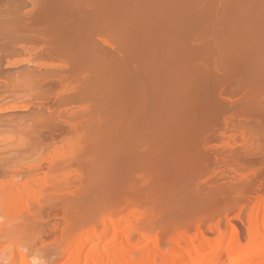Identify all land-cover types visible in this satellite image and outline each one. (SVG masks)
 <instances>
[{
  "label": "rangeland",
  "instance_id": "1",
  "mask_svg": "<svg viewBox=\"0 0 264 264\" xmlns=\"http://www.w3.org/2000/svg\"><path fill=\"white\" fill-rule=\"evenodd\" d=\"M18 1L0 57L33 76L0 79V201L23 186L36 203L2 219L30 232L5 228L0 264L13 247L63 264L51 227L103 231L109 213L154 214L162 251L171 231L212 238L215 217L245 241L264 202V0Z\"/></svg>",
  "mask_w": 264,
  "mask_h": 264
},
{
  "label": "bare ground",
  "instance_id": "2",
  "mask_svg": "<svg viewBox=\"0 0 264 264\" xmlns=\"http://www.w3.org/2000/svg\"><path fill=\"white\" fill-rule=\"evenodd\" d=\"M19 5H20V1H18V0H2V4L0 5V40L8 39V38L12 37V32H9V25L15 23V22H8L6 20L1 19L2 15H3V12H5L2 9L9 10L7 12H13L16 9V6H19ZM254 26L259 27V25H253V35L255 34ZM258 35H260V33ZM12 66L7 61L3 60L2 57H0V79L7 80V79L11 78L12 76H16V75H21L25 79H27V78L30 79L33 76V71H30L28 69H21V70L17 69L16 70V67L13 66V67H15V68H13ZM20 111H23V110L20 109ZM5 122H6L5 118H2L0 116V126H1V124L5 123ZM33 190L30 189L29 187H27V189H26L25 187L21 186V187H19V189L17 187L14 192L13 191L9 192V193L7 192V194L5 195L3 201H2V199H1L2 202L0 201V205H1L0 206V211L2 212V213L1 212L0 213L3 214V215H0V217L3 216L0 219L1 224L5 223V220H4V222H2V219L6 218L4 216H8L9 218H10V216H15V217H11V218H14V219L10 218V220H12V221L13 220L16 221V219L20 218L21 217L20 214L23 213L22 209L26 205H29L28 203H29L30 200H32L30 202V204H32L33 201H34V203H36L35 202V197L33 196V194H34ZM32 191H33V193H32ZM258 198H261L260 195H259ZM258 198H256V199L259 202L257 203V201H255V202L253 201L254 205L255 204H260V199L258 200ZM239 203L240 202H238V204ZM223 205H224V203H223ZM239 205H241V204H239ZM220 206H222V205H220ZM226 206L227 205H224L222 207L226 208ZM228 206H230V205H228ZM228 206H227V208H228ZM28 208H29V206L26 207L24 210L27 211ZM237 208H238V206H237ZM222 209L223 208H221V210ZM20 210H21L22 213L20 212ZM200 210L202 211L201 208H200ZM204 210H206V209H204ZM212 210H214V209H212ZM227 210H229V209H227ZM209 211H207L209 215L213 214V213L210 214ZM234 211H235V208H234ZM237 211H239V210L237 209ZM19 212H20V214H19ZM137 213L138 212H136V214ZM109 214H108L107 217L104 216L105 217L104 218L105 227H104L103 231H98L97 230L96 222H90L89 224L84 225L80 230L76 229L77 231H73V230L71 231V230L68 229V227H64V228L61 227L62 229H59V227H54V226H53V228L51 227V230H50L51 234L53 235V233H54V235H55L54 238L56 239V242H54V243H56L55 244L56 246L54 245L52 247L53 249H51V250L57 249V251H54L55 252L54 255L55 254L57 255V253H58L60 259H61V257L63 259L65 258L63 264H264V202L261 203V206H257V208H255V209L252 208V210L249 211L248 220H247V227H246L247 229H244V231L247 230L246 231L247 232L246 233L247 234L246 235L247 239L245 238L246 240L245 241L243 240L244 242L242 241V238H240V236L238 235L237 229L236 230L234 229L235 225L231 226V225H233V224H231L233 221L231 223H229L230 229H231V227H233L231 229L232 232L230 231L231 233L227 235L226 233H224L225 231L224 232L221 231V229L223 230V228H221V224L222 223L220 224V222H219L220 220L216 221L217 217L214 218V219H216L215 222L213 220H212L213 222L210 220L212 218L211 217L209 220L212 223H210L209 225L207 223L208 226L207 227L205 226L206 229L208 230V232L214 233V234H212L210 236V237H212V236L213 237L208 239L205 236V231H206V230H204L205 228L204 227H203L204 229L200 228V227H202L200 225L203 222L202 221L201 224L199 223L201 215H202L201 214L197 218L193 217L194 219L196 218V220L199 219V221L198 222L196 221L195 223H199L200 227H196L194 232L192 230V233H190L191 231L190 232L187 231V233H189V234H187L186 236H184L185 232L183 234H181V235H183V236H181L180 234H177L176 231L174 233H173V231H171L172 235L173 234H174V236H175V234L178 235L177 238H176L177 235L175 237L173 236L174 237V239H173L172 235H171V237L167 236V235L170 234V230H171L170 229L168 231V229H167L169 234H167V235L165 234V235L168 237V238L167 237L166 238L168 240H170V242H167L166 240H164L163 242H160L161 240H159L160 244L166 242V244H168V246H170V247H167L168 249L166 248L167 249L166 252H165V250H166L165 246L163 247L164 248L163 251H162V249H160L159 244H158L157 239H156V238H158V239L160 238L158 236H162V239H164L163 238V234L166 233V232L162 231L164 228H161L162 229L161 230L159 228V226H157L158 229L160 231H162V233H163L161 235L160 231L157 230L156 227H155L156 229L153 227V225L155 223L154 222H153L154 224L151 223L152 222L151 220H153V221L155 220L156 221V219H157V217H156V219H153L152 216H154V214H152V216H149L151 214L148 215L147 211H145V213H143V216L145 218L146 217L145 214H147V217H148L149 221H147L148 219L146 220V219L142 218L143 216L141 215V220L140 221H142V223L138 220L139 222L138 221L137 222L141 223V224L139 225V224L136 223L135 227H134V225H133V227L130 226L132 224V223L130 224V222H129L130 225H127V226L125 225L126 224L125 221L127 222V221L131 220V219L128 220V216L125 215V216H121V217L119 216L117 218H114V217L110 216ZM133 214L135 215V213H133ZM194 214H195V212H194ZM246 214H248V213H246ZM137 215H135V217ZM219 215H221V213ZM214 216H216V214ZM34 217H35V215H34ZM130 217L132 218L134 216L132 215V216H129V218ZM135 217H134V219H135ZM150 217H152V218H150ZM191 218H192V215H191ZM138 219H139V217H138ZM143 219L146 220V222L143 221ZM202 219H203V217H202ZM7 220H8V223H9L10 220L8 218H7ZM187 220H186V222L184 220L185 223L182 222V225L184 224L186 226L188 224ZM242 220H244V219H242ZM171 221H172V219H171ZM191 221H192V219H191ZM191 221H189V222L191 223ZM194 221L195 220H193V222ZM229 221H231V220H229ZM239 221H241V220H239ZM243 223H244V221H243ZM156 224L158 225L157 222H156ZM192 224H191V226H193ZM6 225H8V224H5V225L3 224V226H6ZM197 225L198 224H196V226ZM3 226L0 225V232L3 229H4V231H6V229H8L9 231H12L11 228L12 229H16L17 228V226L16 227L12 226L10 228H8V226H6V227H3ZM21 226H20V224L18 226L19 230L21 229L20 231H18L16 229L17 230L16 232H20V234L18 233L19 235H21L24 232V231H22V227ZM137 226H139V227L136 229ZM167 226H170V225H167ZM173 226H175V224ZM173 226H171L172 230L174 229ZM177 226H178V223H177ZM177 226H175V228ZM1 227H3V228L1 229ZM29 227H30V225H29ZM29 227H28V229H29ZM179 227H181V226H178L177 228H179ZM187 227H190V226L188 225ZM222 227H223V225H222ZM192 228L193 227H191V229ZM23 229H24V227H23ZM28 229H27V231L30 230V229L29 230ZM34 229H32V230H34ZM24 230L26 231V229H24ZM36 230H37V228H36ZM182 230H184V229H182ZM27 231L25 233H27ZM50 231H48V232L50 233ZM157 231L159 232V234H156ZM185 231H186V229H185ZM6 232L7 233H5V235L2 233V236L0 238H2V237L8 238V236H6V234H8V231H6ZM13 232H11V233H13ZM16 232H15V234H16ZM33 232L34 231L31 232V235L33 234ZM25 233H23V234H25ZM179 233H180V231H179ZM37 234H39V231H38ZM153 234L157 235V237L155 238V236ZM243 234H245V233H243ZM19 235H18V237L20 238ZM42 235L44 236V234H42ZM52 235H50V236H52ZM135 235H136L137 238L133 239V237H135ZM9 236H10V234H9ZM148 236H149V238L154 236L153 237L154 238L153 239V243L154 244L152 246H150L149 243L145 242L144 246L136 247V246H138L137 242H138V244H140V242L144 243V241L146 239L148 240ZM25 237H28V236H25ZM37 237H39V236L35 235V238H37ZM46 237H48V236H46ZM5 238H3L4 243H5V240L9 241V239H5ZM31 238H33V236ZM35 238H34V240H35ZM42 240L40 239V241H42ZM45 240L47 242L48 238L45 239ZM0 241H2V240L0 239ZM29 241H31V239ZM35 241H39V240H35ZM135 241H137V242L135 243ZM33 243H31V245ZM54 243H52V245ZM196 243H197V245H196ZM5 244H7V243H5ZM20 244L22 245V243H20ZM20 244H19V246H20ZM24 244H26V242ZM43 244H44V242H43ZM43 244L41 245V247L44 246ZM13 246H14L13 244H12V246L10 244L9 248L13 247ZM19 246L17 247V249L20 248ZM23 246L24 245H22L21 248ZM27 247H28V245H27ZM0 248H2V247L0 246ZM13 248H15V247H13ZM13 248L9 249V251L11 250V254H9L8 256L5 255L8 258V263L7 264H29V262L27 261V259L25 257V254H23V251H25V250H23L22 253H20L19 249L17 251V250H15ZM21 250L22 249H20V251ZM47 250H48V248H47ZM49 250H50V247H49ZM30 254H31V252H30ZM3 256H4V253H3L2 257ZM38 256L39 255H37V257ZM6 257H3L2 259L6 258ZM56 258H54V259H56ZM39 259L37 260V258H36V259H33V260L39 261ZM41 260L39 261L40 264H42ZM50 261H52V260H50ZM54 261H56V260H54ZM47 263L48 262H46L45 264H47Z\"/></svg>",
  "mask_w": 264,
  "mask_h": 264
}]
</instances>
